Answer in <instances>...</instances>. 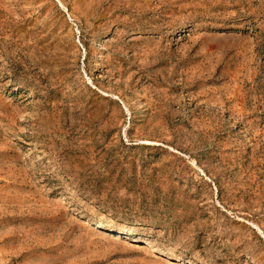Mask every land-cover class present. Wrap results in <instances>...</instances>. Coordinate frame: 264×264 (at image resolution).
<instances>
[{
	"label": "rangeland",
	"instance_id": "rangeland-1",
	"mask_svg": "<svg viewBox=\"0 0 264 264\" xmlns=\"http://www.w3.org/2000/svg\"><path fill=\"white\" fill-rule=\"evenodd\" d=\"M0 264H264V0H0Z\"/></svg>",
	"mask_w": 264,
	"mask_h": 264
}]
</instances>
